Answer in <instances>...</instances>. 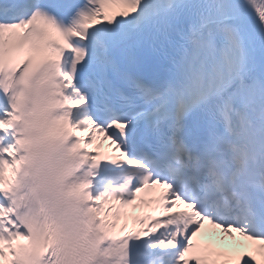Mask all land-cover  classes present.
<instances>
[{"label": "snow or ice", "instance_id": "6c2138e0", "mask_svg": "<svg viewBox=\"0 0 264 264\" xmlns=\"http://www.w3.org/2000/svg\"><path fill=\"white\" fill-rule=\"evenodd\" d=\"M0 264H264V0H0Z\"/></svg>", "mask_w": 264, "mask_h": 264}, {"label": "clouds", "instance_id": "9594fccd", "mask_svg": "<svg viewBox=\"0 0 264 264\" xmlns=\"http://www.w3.org/2000/svg\"><path fill=\"white\" fill-rule=\"evenodd\" d=\"M76 163L74 157L68 155L66 152L54 151L51 159V167L53 173L57 171H62L65 168L72 167ZM25 188L30 185V179H25ZM34 207L39 208L38 204H33ZM48 210L51 214L58 218H61L71 224L72 219L75 215L76 209L74 206V201L71 196L64 192H54L49 197Z\"/></svg>", "mask_w": 264, "mask_h": 264}, {"label": "bare ground", "instance_id": "6f19581e", "mask_svg": "<svg viewBox=\"0 0 264 264\" xmlns=\"http://www.w3.org/2000/svg\"><path fill=\"white\" fill-rule=\"evenodd\" d=\"M107 145H105V148L103 149V151H106Z\"/></svg>", "mask_w": 264, "mask_h": 264}]
</instances>
